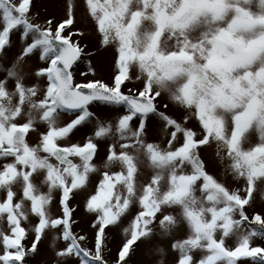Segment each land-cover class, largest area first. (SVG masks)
<instances>
[{
	"label": "snow or ice",
	"instance_id": "6c2138e0",
	"mask_svg": "<svg viewBox=\"0 0 264 264\" xmlns=\"http://www.w3.org/2000/svg\"><path fill=\"white\" fill-rule=\"evenodd\" d=\"M84 5L96 52L113 51L110 83L95 79L73 0L43 24L33 0H0V264H29L49 239L54 264H136L142 246L147 264H166L164 240L175 264H264V213L248 214L264 200V0ZM212 148L237 187L208 171ZM78 195L91 238L74 229Z\"/></svg>",
	"mask_w": 264,
	"mask_h": 264
},
{
	"label": "rangeland",
	"instance_id": "374dc122",
	"mask_svg": "<svg viewBox=\"0 0 264 264\" xmlns=\"http://www.w3.org/2000/svg\"><path fill=\"white\" fill-rule=\"evenodd\" d=\"M73 2L76 5L75 8V14H76V20L77 25L76 27L79 29H83L86 33V39L82 41V43H86L88 45V48L91 49L93 52H95V56L92 58V63L95 67L96 76L95 79H100L102 81L111 82L112 77V63H113V51L111 49H100L99 52H96V49L100 47L99 44V37L97 36L94 25L91 22L90 19H88L85 15L86 8L84 5V0H73ZM65 3L66 0H33V9L32 13L39 14V22L41 24L44 23L46 18L49 17H55L56 20H62L65 16ZM12 42L13 47L11 48V51L9 53L10 57H14L20 50L22 41L19 38V34H14L12 36ZM33 65L37 66L39 65V61H33ZM136 72L133 71V77H135ZM0 78H2V74H0ZM78 80H83L84 77L77 76ZM31 83V81L29 82ZM164 103H167V99L163 101ZM171 108V114L179 118L183 113L181 110L175 108L174 106L170 105ZM109 116H115L116 113H105ZM189 127L193 129H198V125L196 121H190ZM86 133H78L74 137V142L83 144L86 140ZM258 138L253 137V141L255 142ZM161 137L157 135L155 132H153L150 136V142H160ZM31 143L35 144L36 138L33 136L31 138ZM106 145L100 144L99 148V158L97 160V163H100L106 156ZM203 159L207 163L208 171L213 174L218 180H221L222 182H226L227 185L230 188L237 187V182H234L231 180L230 177H225L223 173V169L221 166L218 165L214 148L209 149L208 151L203 152ZM118 169H113V171ZM150 170L145 169L144 170V176L149 177L150 176ZM93 186L95 183L100 179L99 174L93 176ZM72 207L75 209L74 212V229L77 233H85L90 238L93 236V230L91 229L90 225L93 221V217L86 213L85 210V197L83 195H78L75 200L72 202ZM257 213H264V200H262L259 196L257 197L253 207L248 208V214L253 215ZM127 226V222L125 224ZM184 238V234L182 233L180 236H177L176 239ZM124 240V236L122 233V230H114L110 234V245H111V251L112 256L111 259H116L118 250L122 244V241ZM50 239L44 240L42 243L38 246L40 248V255L36 257L35 260H29V264H54L55 256L54 252L52 251L50 247ZM172 240H164L161 241V246L164 247L165 251L167 252V256L165 257L166 264H175V260L178 257V253L172 251L170 244L172 243ZM254 245H260L264 246V240L255 239L253 241ZM58 247H63V243L58 241L57 242ZM152 260L158 259L156 256L151 257ZM136 264H147L148 257H146L143 253V246L141 249V252L138 253V255L135 257ZM250 264V262H249Z\"/></svg>",
	"mask_w": 264,
	"mask_h": 264
}]
</instances>
